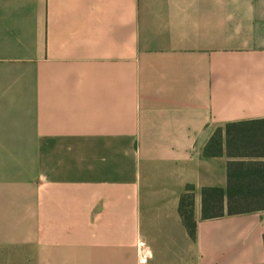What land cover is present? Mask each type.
Segmentation results:
<instances>
[{
  "label": "crops",
  "instance_id": "crops-1",
  "mask_svg": "<svg viewBox=\"0 0 264 264\" xmlns=\"http://www.w3.org/2000/svg\"><path fill=\"white\" fill-rule=\"evenodd\" d=\"M0 264H264V0H0Z\"/></svg>",
  "mask_w": 264,
  "mask_h": 264
},
{
  "label": "trees",
  "instance_id": "trees-1",
  "mask_svg": "<svg viewBox=\"0 0 264 264\" xmlns=\"http://www.w3.org/2000/svg\"><path fill=\"white\" fill-rule=\"evenodd\" d=\"M208 154V150L206 151ZM192 201L191 197L184 195L181 202L180 212L183 218V222L188 230L189 235L193 238L195 236V221L193 220V211H192ZM236 208H230V213L233 214ZM204 217L209 218L210 215L204 211ZM222 214H218L216 217L221 216Z\"/></svg>",
  "mask_w": 264,
  "mask_h": 264
}]
</instances>
